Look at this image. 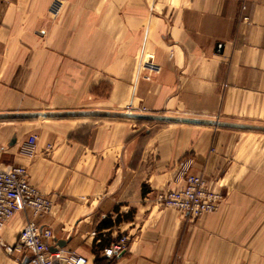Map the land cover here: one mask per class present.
I'll return each instance as SVG.
<instances>
[{"label": "crops", "instance_id": "0c3cea01", "mask_svg": "<svg viewBox=\"0 0 264 264\" xmlns=\"http://www.w3.org/2000/svg\"><path fill=\"white\" fill-rule=\"evenodd\" d=\"M244 5L242 13L235 0H0V114H125L129 106L264 129V0ZM107 69L109 99L91 105L89 87ZM158 124L0 125V163L25 167L52 201L41 219L15 214L1 242L13 245L32 220L87 264L123 234L127 250L100 264H264V189L243 184L250 175L236 151L264 140L238 132L264 131ZM31 133L37 146L26 157L19 148ZM186 159L191 174L220 183L225 200L216 212L191 219L157 204V194L176 187ZM16 258L0 245V264H20Z\"/></svg>", "mask_w": 264, "mask_h": 264}, {"label": "built area", "instance_id": "2783aa9c", "mask_svg": "<svg viewBox=\"0 0 264 264\" xmlns=\"http://www.w3.org/2000/svg\"><path fill=\"white\" fill-rule=\"evenodd\" d=\"M241 4L242 13L245 11L244 0H235ZM242 21L248 23L243 15ZM222 45H217V50ZM130 108V107H129ZM131 114V113H128ZM29 143L23 150L31 153ZM1 151V148H0ZM191 161L184 160L177 167L174 189L156 195V202L161 208H171L189 218H198L218 210L222 203V195L213 189L201 175L189 172ZM52 201L41 194L29 182L27 170L19 165H2L0 163V234L5 223L19 212H29L34 219L48 215ZM128 237L120 235L108 247L100 251V257L113 260L127 250ZM0 245L5 253L15 258L20 264H87V258L59 248L56 239L47 226L34 221H27L13 245ZM54 251H50V249Z\"/></svg>", "mask_w": 264, "mask_h": 264}, {"label": "rangeland", "instance_id": "374dc122", "mask_svg": "<svg viewBox=\"0 0 264 264\" xmlns=\"http://www.w3.org/2000/svg\"><path fill=\"white\" fill-rule=\"evenodd\" d=\"M112 70H108L107 72L103 74L102 79H100L96 83H92L89 87V94L91 97L90 104H98L100 102H104L109 99V96L111 94V91L113 89V82H112ZM123 73H124V67H123ZM92 107V106H91ZM44 110V108H43ZM90 108H80L77 110H68V112H75V111H83L88 112L91 111ZM125 113H131V114H140L145 115L142 113H134V110L129 108V106L122 109ZM40 112H47V111H40ZM52 112V111H48ZM56 113L62 112V110L55 111ZM28 112L24 111H9L7 114H26ZM34 113V112H30ZM114 113V112H112ZM120 114V113H116ZM62 120H86V121H124L127 120V118H98L93 116H84V117H76V118H37V119H11V120H1L0 119V125L2 124H23V123H45L48 121H62ZM133 120L138 125H145L147 128H150L158 124L159 122H138L135 119ZM145 129V128H144ZM238 133H246L251 135H257V136H264V133L260 132H238ZM245 141V140H244ZM31 144L32 152L28 153L25 152L23 149L28 145ZM244 143V142H243ZM37 146V137L33 133L29 134L25 141L21 144L19 148V153L22 155H25L26 157H31L35 154V149ZM52 150V147L50 145H47L45 147L44 152L48 153ZM237 153L242 154V161L241 164L243 165L244 169V175H250L247 177H244V183L246 186H252V187H259L260 189H264V140H258L255 141V139L251 138L250 140H246L245 144H242L239 148H237ZM205 179V178H204ZM206 180V179H205ZM207 181V180H206ZM241 184L240 181L236 182V185ZM219 184H217L216 188L211 186L216 191L220 192L222 195V203L225 200V193L224 191L219 190ZM222 185V184H221ZM264 196V193L261 194ZM254 199V198H253ZM255 200V199H254ZM264 201V198H263ZM221 203V204H222ZM221 206V205H220ZM219 206V207H220ZM219 209V208H218ZM252 229H256L257 227H251Z\"/></svg>", "mask_w": 264, "mask_h": 264}, {"label": "water", "instance_id": "95a60500", "mask_svg": "<svg viewBox=\"0 0 264 264\" xmlns=\"http://www.w3.org/2000/svg\"><path fill=\"white\" fill-rule=\"evenodd\" d=\"M84 116H103L110 118H127V119H135V120H149L159 123H174V124H189V125H210L214 127H226V128H234L241 130H259L264 131V129L254 128L250 126H242V125H233V124H225L219 122H210V121H199V120H190V119H182V118H174V117H164V116H150V115H136V114H116V113H103V112H62V113H26V114H0V119H37V118H76V117H84ZM59 248L64 247V243L62 241L56 242ZM50 251H54V249H50ZM23 264H27V260L23 262Z\"/></svg>", "mask_w": 264, "mask_h": 264}, {"label": "trees", "instance_id": "16d2710c", "mask_svg": "<svg viewBox=\"0 0 264 264\" xmlns=\"http://www.w3.org/2000/svg\"><path fill=\"white\" fill-rule=\"evenodd\" d=\"M93 117L110 118V117H103V116H93ZM1 120H11V119H1ZM137 121L138 122H154V121H149V120H147V121H145V120H137ZM103 262H107V261L105 259H98V258H96L95 261H94L95 264H100V263H103ZM107 264H109V263H107Z\"/></svg>", "mask_w": 264, "mask_h": 264}]
</instances>
